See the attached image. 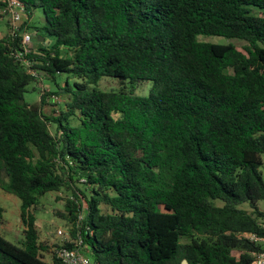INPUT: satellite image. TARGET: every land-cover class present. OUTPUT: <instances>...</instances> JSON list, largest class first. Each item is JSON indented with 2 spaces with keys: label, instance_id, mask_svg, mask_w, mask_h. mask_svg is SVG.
I'll use <instances>...</instances> for the list:
<instances>
[{
  "label": "trees",
  "instance_id": "trees-1",
  "mask_svg": "<svg viewBox=\"0 0 264 264\" xmlns=\"http://www.w3.org/2000/svg\"><path fill=\"white\" fill-rule=\"evenodd\" d=\"M19 1L24 19L0 34V188L20 199L24 238L0 233V264H60L63 241H41L32 211L51 190L93 264H249L264 249L250 237L264 222V0ZM36 7L30 67L77 78L50 90L66 94L51 114L44 93L23 99ZM104 75L148 79V94L100 88Z\"/></svg>",
  "mask_w": 264,
  "mask_h": 264
},
{
  "label": "rangeland",
  "instance_id": "rangeland-1",
  "mask_svg": "<svg viewBox=\"0 0 264 264\" xmlns=\"http://www.w3.org/2000/svg\"><path fill=\"white\" fill-rule=\"evenodd\" d=\"M1 12V8H0ZM7 16L2 14L0 16V34H3L8 29L6 23ZM44 22L43 12L39 7L33 9L32 16L29 23L32 26L24 27L28 29L33 37L31 40L32 47H35V35L40 34L41 30L36 29L35 26H40ZM199 39L227 42L230 41L234 43L239 49L245 51L244 44L247 43L245 39L236 37H225L223 35H203L200 34ZM52 43V37L45 35L43 44L50 46ZM66 79L69 83H73L77 78L69 76L66 72H55L52 75L41 71L40 74L35 75V79L31 80L27 89L23 94V99L27 102H35L39 100L40 93H44V103L42 106L43 112L46 114H51L56 112L61 106H63V101L66 99L65 92L63 93H53L50 90H57L58 85H63ZM133 84L134 93L138 95H147L151 84L148 79L139 80L132 83L129 78L121 80L115 76L104 75L102 76L96 85L103 89H119L120 87L129 89ZM53 111V112H52ZM49 129L54 132L55 124L49 123ZM83 186L82 184H79ZM68 196L67 192L64 190H51L41 195L38 199L36 207L32 209L36 216L39 238L41 241H46L48 244L52 242H62L64 236L58 234L56 231L61 228L65 233H69L70 222L67 218L54 213L53 208L63 207L65 197ZM0 204L4 207V212L2 215V222L0 223V233H2L7 239L14 242L15 244L22 245L23 243V229L24 224L19 216V206L20 199L13 193L7 192L0 188ZM257 206L264 210V199H259L256 202ZM240 207H250L248 202H243L239 204ZM264 245V242H263ZM52 249V245H50ZM87 255L91 259V254L89 250ZM42 257L46 260H51V252L43 251Z\"/></svg>",
  "mask_w": 264,
  "mask_h": 264
},
{
  "label": "built area",
  "instance_id": "built-area-1",
  "mask_svg": "<svg viewBox=\"0 0 264 264\" xmlns=\"http://www.w3.org/2000/svg\"><path fill=\"white\" fill-rule=\"evenodd\" d=\"M1 11L7 16V23L11 32H14L19 27L20 23L24 19V6L19 0H7L6 5L1 8ZM31 33L25 29L21 36L22 50L18 51L22 63L27 66V70L32 75H37V70L30 67L32 61L25 56L32 49ZM82 207H85L83 202ZM78 218L82 216V212L78 213ZM263 234L261 236H255L253 234L250 237L264 242V222L262 223ZM58 234L64 236L63 244L56 248L55 253L59 259L60 264H93V261L87 255L89 250L88 245L83 240L79 229L72 235L70 232L65 233L61 228L56 231ZM249 264H264V249L253 252L252 260Z\"/></svg>",
  "mask_w": 264,
  "mask_h": 264
},
{
  "label": "crops",
  "instance_id": "crops-1",
  "mask_svg": "<svg viewBox=\"0 0 264 264\" xmlns=\"http://www.w3.org/2000/svg\"><path fill=\"white\" fill-rule=\"evenodd\" d=\"M38 39H39V40H42V37L38 36ZM36 223H37V220H36ZM37 226H38V224H37Z\"/></svg>",
  "mask_w": 264,
  "mask_h": 264
},
{
  "label": "water",
  "instance_id": "water-1",
  "mask_svg": "<svg viewBox=\"0 0 264 264\" xmlns=\"http://www.w3.org/2000/svg\"><path fill=\"white\" fill-rule=\"evenodd\" d=\"M182 262H183V264H186V260L185 259H182Z\"/></svg>",
  "mask_w": 264,
  "mask_h": 264
}]
</instances>
